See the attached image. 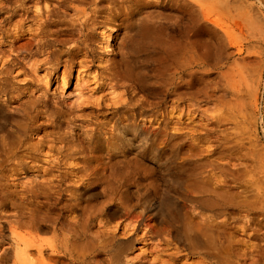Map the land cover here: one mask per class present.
<instances>
[{
  "label": "rangeland",
  "instance_id": "1",
  "mask_svg": "<svg viewBox=\"0 0 264 264\" xmlns=\"http://www.w3.org/2000/svg\"><path fill=\"white\" fill-rule=\"evenodd\" d=\"M188 38L199 49L178 60L200 54L199 67L167 55ZM187 145L216 163L200 179L231 203L216 255L175 234L212 214L183 169ZM3 225L44 257L89 242L90 264H264V0H0ZM111 225L115 241L92 250Z\"/></svg>",
  "mask_w": 264,
  "mask_h": 264
},
{
  "label": "bare ground",
  "instance_id": "2",
  "mask_svg": "<svg viewBox=\"0 0 264 264\" xmlns=\"http://www.w3.org/2000/svg\"><path fill=\"white\" fill-rule=\"evenodd\" d=\"M199 17L194 15L191 16V26L187 25L185 30L181 31V34H184L185 31H188L192 24H198ZM218 29L222 30L224 33L227 32V28L223 26H219ZM217 29V30H218ZM251 27H246L245 30L250 31ZM137 30L144 38H147L148 33L152 29L148 23L144 20H140V23L137 24ZM216 34L215 31H213ZM252 37V32H248ZM226 34V33H225ZM217 35V34H216ZM103 37V36H102ZM105 46L108 47V36H104ZM200 40L197 38L190 39L188 38L187 43L184 45L187 48H174L173 50H167V55L171 61L177 63L180 67L188 68V67H199L204 61L200 54H193L188 62H181L178 60V54L182 50H196L199 49L198 43ZM218 51V48L215 49ZM85 75L77 74L75 80H85ZM176 92V91H174ZM131 117V121L128 123V127L135 128L138 127L137 120ZM144 130V128H142ZM162 137L163 139L170 141L171 144L175 145L178 140L174 138V135L169 134L168 131L164 128V125H160ZM110 133V134H109ZM105 134V133H104ZM108 136L113 137L114 133L111 134V131L108 132ZM109 138H102L101 143H98V146L106 145ZM113 139V138H112ZM109 143V142H108ZM182 166L183 169L187 171V175L189 177L195 178V182L193 185H196L200 191L205 195L201 197L198 202L207 208L212 214L206 219V227L198 229V231H194L193 228L189 226L184 229V231L176 230V235L179 238L185 237L186 241H188L190 249L193 251H202L209 255H216L220 252V246L216 241V234L218 230L223 227L224 221L220 220V216L225 214V210L229 208L230 202L225 198V192L222 190L221 186H214L208 181L201 180L200 177L202 174L206 172V169L209 167L216 166V163L211 160H206L204 158H200L201 151L196 146L187 145L184 149L182 155ZM38 195V194H37ZM34 195L35 200L38 199V196ZM16 197V196H15ZM5 198H11L9 194H5ZM16 201L17 198H14ZM164 208V207H163ZM119 212V211H118ZM170 216V214H169ZM5 221V220H4ZM5 223V222H4ZM115 228L116 225L107 226V231L110 234L109 237H106L100 244L96 247L92 246V250L97 249L101 251L105 249L107 246L111 245L113 241H115ZM5 226H0V264H90L89 259V250L86 243L80 242L77 238L67 239L60 247V245H50V253L47 257H44V248L43 244L38 240H29L25 237L18 236L12 230V238L8 241L3 237ZM36 251L37 256L31 257V252Z\"/></svg>",
  "mask_w": 264,
  "mask_h": 264
},
{
  "label": "water",
  "instance_id": "3",
  "mask_svg": "<svg viewBox=\"0 0 264 264\" xmlns=\"http://www.w3.org/2000/svg\"><path fill=\"white\" fill-rule=\"evenodd\" d=\"M120 214H121V211H120Z\"/></svg>",
  "mask_w": 264,
  "mask_h": 264
}]
</instances>
